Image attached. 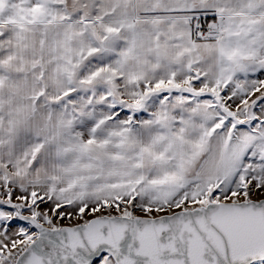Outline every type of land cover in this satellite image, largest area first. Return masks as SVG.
<instances>
[{"label":"snow or ice","instance_id":"1","mask_svg":"<svg viewBox=\"0 0 264 264\" xmlns=\"http://www.w3.org/2000/svg\"><path fill=\"white\" fill-rule=\"evenodd\" d=\"M0 264H264V0H0Z\"/></svg>","mask_w":264,"mask_h":264}]
</instances>
